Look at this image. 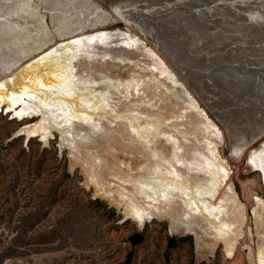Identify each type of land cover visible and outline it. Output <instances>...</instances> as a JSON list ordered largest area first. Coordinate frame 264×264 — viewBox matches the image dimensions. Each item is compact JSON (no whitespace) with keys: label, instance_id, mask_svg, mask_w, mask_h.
Here are the masks:
<instances>
[{"label":"bare ground","instance_id":"1","mask_svg":"<svg viewBox=\"0 0 264 264\" xmlns=\"http://www.w3.org/2000/svg\"><path fill=\"white\" fill-rule=\"evenodd\" d=\"M10 1L20 10L6 26L25 34L42 28L28 3ZM84 1L61 3L74 11L59 17L72 24L59 33L70 39L56 49L41 52L47 42L37 46L27 38L0 44L2 56L13 51L0 60V110L20 119L40 114L41 121L28 132L47 138L59 131L87 185L127 218L168 220L173 232L193 233L199 249L223 244L228 254L246 237L250 264H264V197L252 195L250 217L229 182L233 167L220 150L224 134L187 85L180 86L162 57L131 32L121 35L130 52L113 50L116 42L106 32L76 37L115 15L136 23L142 35H154L164 58L183 70L189 87L224 124L230 156L239 160L264 137L253 135L264 127L260 6H243L245 0H135L114 6L111 14ZM219 5L223 12L215 11ZM198 33L209 40L196 51ZM54 39L49 36V42ZM36 51L41 53L32 57ZM142 56L150 62L141 63ZM125 68L132 70L121 72ZM249 165L264 178V147L250 156ZM249 219L254 227L245 229Z\"/></svg>","mask_w":264,"mask_h":264},{"label":"rangeland","instance_id":"2","mask_svg":"<svg viewBox=\"0 0 264 264\" xmlns=\"http://www.w3.org/2000/svg\"><path fill=\"white\" fill-rule=\"evenodd\" d=\"M21 1L31 6L34 18L44 25L28 34L14 31L4 22L20 10L19 4L0 0V16L3 18L0 20V44L27 38L26 42L32 41L37 46L47 42L41 52H49L70 39L59 35L63 27L72 24V20L67 17L59 19L61 14L67 16L74 11L70 5H61L66 3L65 0H57L59 4L53 0ZM247 1L236 3H244L243 6L249 3L258 5V13L264 15V0ZM125 3L134 5L135 0L84 1V5L92 6V10L98 8L111 14L114 6ZM217 9L221 12L225 10L221 5L215 8L218 12ZM112 20L102 26L87 28L76 34V37L106 32L114 36L112 41L116 43L112 46L113 50L130 52L132 50L124 47L122 37L128 31L138 36L136 41H141L143 47L149 48L157 57H162L163 65L172 71L180 86L187 85L200 108L223 132L221 154L234 165L229 182L234 183L252 217V195L264 197V178L260 170L253 171L248 163L254 152L263 149L264 137L256 141L241 159L234 160L230 156L231 141L224 124L205 100L189 87L183 75H180L183 70L177 71L164 58L154 35H142L136 23L126 24L116 15ZM29 35L32 37L28 38ZM51 35H56V39L49 42ZM194 38L196 51L209 40L200 33ZM121 39L123 43L119 45ZM237 45L232 43L234 48ZM41 52L36 51L31 55L33 57ZM5 53L3 56L0 53V60L13 55L12 50ZM140 61L150 62L146 56L140 57ZM128 70L132 69L125 68L121 72L126 73ZM19 106L21 108L22 103ZM41 119L40 114L20 119L7 108L0 110V264H250L249 251L244 248L250 243L246 237L241 240L234 254H228L223 244L216 248L199 249L193 233L173 232L168 220L146 217L143 223H138L127 218L122 210L97 197L94 187L87 185L82 167L71 159L70 148L62 144L59 131H54L47 138L28 132ZM248 226L254 227L253 220H248L245 229ZM138 230L144 239L133 245L130 237ZM257 245L253 246L256 248ZM131 252L133 256L127 262Z\"/></svg>","mask_w":264,"mask_h":264},{"label":"water","instance_id":"3","mask_svg":"<svg viewBox=\"0 0 264 264\" xmlns=\"http://www.w3.org/2000/svg\"><path fill=\"white\" fill-rule=\"evenodd\" d=\"M262 133L264 134V127H262L260 131L254 132L253 135L257 136V134L261 135ZM248 164H249V163H248ZM231 165H232V167H234L233 164H231ZM249 166H250V165H249ZM130 239H131L133 245H136V244H139V243H141V242L143 241L144 236H143L142 232H141L140 230H138V231L135 232V234H133V235L130 237ZM132 256H133V252L130 253L127 262L130 261V259H131Z\"/></svg>","mask_w":264,"mask_h":264},{"label":"snow or ice","instance_id":"4","mask_svg":"<svg viewBox=\"0 0 264 264\" xmlns=\"http://www.w3.org/2000/svg\"><path fill=\"white\" fill-rule=\"evenodd\" d=\"M0 87H2V85H0Z\"/></svg>","mask_w":264,"mask_h":264}]
</instances>
